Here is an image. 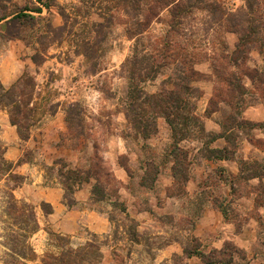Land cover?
I'll list each match as a JSON object with an SVG mask.
<instances>
[{"label":"rangeland","instance_id":"obj_1","mask_svg":"<svg viewBox=\"0 0 264 264\" xmlns=\"http://www.w3.org/2000/svg\"><path fill=\"white\" fill-rule=\"evenodd\" d=\"M0 85V264H264V0H0Z\"/></svg>","mask_w":264,"mask_h":264},{"label":"trees","instance_id":"obj_2","mask_svg":"<svg viewBox=\"0 0 264 264\" xmlns=\"http://www.w3.org/2000/svg\"><path fill=\"white\" fill-rule=\"evenodd\" d=\"M120 1L124 2L126 0H120ZM25 16H27V15L25 14ZM148 76L149 75H147V77ZM131 77L134 78L133 75H131ZM0 87H2V85H0ZM139 90L140 89L137 87H132V89H131V97H133L135 99V102L133 101L131 103L132 104L131 110H133V112L135 111L137 101L141 98ZM188 90H190V89L187 86H184V93L185 94L180 93L177 89L171 90L170 96L165 102L166 106H165V109L163 111V114H164L165 118L167 119L168 123L171 125L174 133L178 130L180 132H188V126L190 125V122L193 121V123H194L195 116H192L191 111H189L191 107H189V99L188 98H189V96H190L189 94L191 92H189ZM13 102H15V100L12 98V96L9 92L5 91V93L0 94V104H7L10 106ZM180 109H182V113H178ZM186 112H188L189 114ZM135 115H138V113L135 112ZM25 117H29V114H26ZM136 120L138 121V119H135V121ZM140 121H142V120L140 119ZM11 122H12V124L17 125L19 135L22 139L29 137V132L24 131L23 127L19 124L18 120L16 118H14V116L11 117ZM256 124L257 123L250 122L251 127H253ZM179 125H181V127H179ZM210 150H211V152H216L219 149H210ZM213 157L217 158V156H213ZM218 158H220V156ZM70 255H71V253L66 254V255L64 254V255L60 256V258H57L56 256H49V259H47L46 264H72L71 263L72 257ZM55 261H61V262L56 263ZM77 264H82L81 260L77 261Z\"/></svg>","mask_w":264,"mask_h":264},{"label":"crops","instance_id":"obj_3","mask_svg":"<svg viewBox=\"0 0 264 264\" xmlns=\"http://www.w3.org/2000/svg\"><path fill=\"white\" fill-rule=\"evenodd\" d=\"M221 139V138H220ZM264 153V152H263ZM226 161V160H225ZM253 225V224H252ZM255 231V226L253 225L252 227L246 225L245 227H243V229L235 234L233 236L234 240L238 243H250L251 240H254V235H251L252 232ZM249 238V239H248ZM247 239V240H244ZM243 240V241H242ZM253 242V241H252ZM256 260V259H255ZM257 264H261V262H258V260L256 261Z\"/></svg>","mask_w":264,"mask_h":264}]
</instances>
